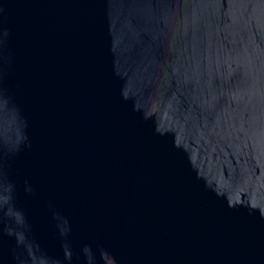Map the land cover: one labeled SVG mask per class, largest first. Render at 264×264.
I'll return each mask as SVG.
<instances>
[{
	"label": "water",
	"instance_id": "obj_1",
	"mask_svg": "<svg viewBox=\"0 0 264 264\" xmlns=\"http://www.w3.org/2000/svg\"><path fill=\"white\" fill-rule=\"evenodd\" d=\"M0 264H264V0H0Z\"/></svg>",
	"mask_w": 264,
	"mask_h": 264
}]
</instances>
